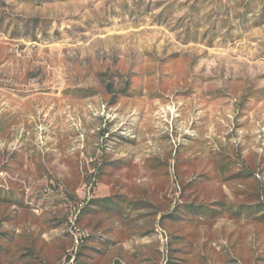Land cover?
<instances>
[{"label":"rangeland","instance_id":"1","mask_svg":"<svg viewBox=\"0 0 264 264\" xmlns=\"http://www.w3.org/2000/svg\"><path fill=\"white\" fill-rule=\"evenodd\" d=\"M0 264H264V0H0Z\"/></svg>","mask_w":264,"mask_h":264},{"label":"crops","instance_id":"2","mask_svg":"<svg viewBox=\"0 0 264 264\" xmlns=\"http://www.w3.org/2000/svg\"><path fill=\"white\" fill-rule=\"evenodd\" d=\"M110 223H111V218L107 217L106 219H103L100 217V219L97 221V232L99 233L100 231L103 232V234L109 238V241H111L112 243H117L118 241L116 242L114 239L116 230L110 226Z\"/></svg>","mask_w":264,"mask_h":264}]
</instances>
